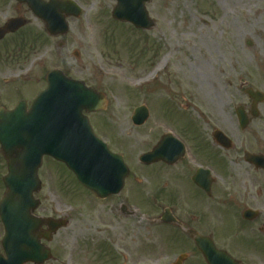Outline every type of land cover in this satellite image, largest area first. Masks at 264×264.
Listing matches in <instances>:
<instances>
[{"label": "rangeland", "instance_id": "obj_1", "mask_svg": "<svg viewBox=\"0 0 264 264\" xmlns=\"http://www.w3.org/2000/svg\"><path fill=\"white\" fill-rule=\"evenodd\" d=\"M74 1L82 14L69 20L67 47L60 50L48 45L40 25L32 21L35 30L23 36L25 45L20 43L19 48L4 53L6 59L1 60L0 75L10 78L9 88L19 84L16 82L19 76L24 84L23 99L27 101L44 87V77L53 69H61L66 75L99 89L108 102L106 112L93 118V121L103 118L101 122L98 118L94 132L126 157L139 156L146 148V127L135 128L130 124L133 109L148 105L152 113L162 112L164 119L167 99L163 88L168 89V97L178 92L179 85L185 92L196 91L193 95L200 99L211 93L216 111L229 107L234 115L235 108L245 103L241 83L247 81L253 89L264 87L259 81L245 77V69L253 68L249 62L236 64L242 59L246 42L261 43L253 33L260 27L256 17H260L259 8L264 11V2L151 0L146 9L155 27L141 31L111 18L115 0ZM74 51L79 53V62L73 56ZM149 76L155 81L144 84ZM173 104L177 106L180 102L175 99ZM227 112L228 109L225 115ZM117 121L125 125L124 130L117 129ZM125 135L129 136L128 141ZM113 138L121 140V145ZM4 175L5 164L0 160V195L4 191L1 183ZM39 179L42 190L37 198L42 202L41 208L54 218L67 220V227L47 244L53 254L47 264H171L176 259L167 249L156 250L155 246L163 245L162 242L169 248L171 242L159 240L162 236L154 234L145 220L137 218V224L128 227V223L113 219L104 212L109 201H94L58 163L44 158ZM128 184H133L132 180ZM126 194L131 197L128 191L123 196ZM133 194L137 195L134 199L132 195L131 203L147 208L146 194L143 191ZM139 213L136 212V217ZM175 245L177 241L169 246Z\"/></svg>", "mask_w": 264, "mask_h": 264}, {"label": "flooded vegetation", "instance_id": "obj_2", "mask_svg": "<svg viewBox=\"0 0 264 264\" xmlns=\"http://www.w3.org/2000/svg\"><path fill=\"white\" fill-rule=\"evenodd\" d=\"M259 9L261 14L256 19L261 32L254 31L253 35L261 43L246 42L242 59L236 64L249 62L253 68L245 69V77L264 84V11ZM15 18L25 20L26 26L0 39V63L6 59L8 49L25 45L23 36L35 30L32 21L38 22L48 45L60 50L67 47L68 33L50 36L25 4L0 0V28ZM5 76L0 75V108L12 109L24 100V84L17 76L19 84L9 88L10 78ZM191 80L197 82L195 78ZM175 84L178 89L179 82ZM163 89L167 99L165 118L162 112L152 113L147 105L149 116L143 125L145 153L156 150L157 156L150 155L145 164L134 156H124L129 177L119 195L99 201H109L104 212L119 222L133 221L136 215L132 212V195L134 199L133 193L143 191L151 202L142 208L144 215L139 218L158 228L157 233L164 231L166 238L177 241L171 251L185 255L183 264H207L208 256L225 264H233L232 260L236 264H264V87L255 89L261 93L260 103L250 99L243 89L245 103L235 108L234 115L229 107L216 111L211 93L200 99L193 95L196 91L185 92L179 85L178 92L168 97V89ZM150 99L155 101L151 96ZM175 99L180 102L177 106L173 104ZM239 107L240 117L236 113ZM93 123L97 124L98 119ZM124 137L128 141L129 136ZM131 180L133 184H128ZM125 191L131 197H123ZM43 209L42 212L46 210ZM137 209L142 211L138 206ZM165 212L167 219L172 218L171 224L159 222ZM38 215L47 216L40 212Z\"/></svg>", "mask_w": 264, "mask_h": 264}, {"label": "water", "instance_id": "obj_3", "mask_svg": "<svg viewBox=\"0 0 264 264\" xmlns=\"http://www.w3.org/2000/svg\"><path fill=\"white\" fill-rule=\"evenodd\" d=\"M147 1L117 0L112 16L148 29L152 23L143 5ZM35 3L32 9L45 20L50 32L54 26L66 32L63 13L74 17L80 14L75 3L68 0H50L49 5ZM13 23L2 31H15L23 25L17 20ZM46 83V89L36 96L29 110L24 102L12 111L0 110V145L8 170L3 178L6 193L0 202V219L5 230L2 246L7 258L0 256V264H42L50 257L49 250L40 244L41 222L31 215L39 205L33 195L41 187L37 172L43 156L63 163L83 187L101 199L117 194L128 174L122 157L109 152L95 138L82 115L83 110L87 113L101 110L102 97L59 71L48 73ZM146 117L141 107L135 110L132 121L139 126ZM145 159V155L141 156L142 161ZM63 226L62 221L50 222L43 237L50 240L51 234Z\"/></svg>", "mask_w": 264, "mask_h": 264}]
</instances>
